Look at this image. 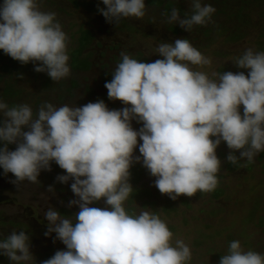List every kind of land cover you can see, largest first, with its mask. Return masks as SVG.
Here are the masks:
<instances>
[{"label": "clouds", "instance_id": "9594fccd", "mask_svg": "<svg viewBox=\"0 0 264 264\" xmlns=\"http://www.w3.org/2000/svg\"><path fill=\"white\" fill-rule=\"evenodd\" d=\"M101 2L106 7L98 11L110 23L146 14L145 0ZM190 6L191 15L181 17L174 8L167 22L191 32L216 11L202 0H190ZM67 39L56 14L41 11L39 0H0V50L12 59L31 62L36 72L59 81L70 74ZM157 51L162 59L154 62L121 53L105 83L108 98L126 105L119 110L99 100L82 106L45 103L34 114L28 104L9 107L0 101L3 174L11 173L12 183H35L55 162L66 173L57 180L73 181L70 188L78 197L69 202L79 207L75 223L53 208L46 211L45 235L55 233L66 250L42 264H188L190 247L181 239L173 242L159 215L126 211L132 165L142 162L156 178L155 187L176 200L216 189L222 142L230 149L226 159L232 164L252 162L264 152V52L247 49L236 59L234 64L247 69V75L227 71L210 78L192 70V65H210L211 60L188 39L161 43ZM133 120L142 123L139 130ZM137 147L140 155L134 156ZM100 200L109 207L90 206ZM0 256L10 264H32L30 235L13 231L0 239ZM219 264H264V255L232 241Z\"/></svg>", "mask_w": 264, "mask_h": 264}, {"label": "rangeland", "instance_id": "374dc122", "mask_svg": "<svg viewBox=\"0 0 264 264\" xmlns=\"http://www.w3.org/2000/svg\"><path fill=\"white\" fill-rule=\"evenodd\" d=\"M173 1H177L186 14L192 13L190 0ZM248 1L239 19L233 14L241 5L240 0H225V6L224 0H202V4H210L216 10L221 7L224 12L217 15L215 11L207 24L196 25L191 32L180 29L172 35L167 28V17L171 11L166 14L163 3L150 5L145 0V16L124 18V24L106 20L98 11V8L106 7L101 0H92V9L74 4V0H39L40 10L54 12L67 35L70 74L59 81H53L48 76L50 83L45 86L46 72H36L33 63L22 64L5 55L0 58V101L9 107L28 104L34 114L45 103L57 107L65 104L82 106L103 100L109 109H122L126 106L122 101L108 98V91L102 84L103 72L111 73L112 77L121 61V53L132 58L141 55L146 62L162 59L157 51L158 46L176 39H188L202 55L210 58V65H192V70L205 72L210 78H215L213 73L227 71H243L247 75V69H240L234 64L236 59L247 49L264 52V0ZM214 21L223 23L220 31L213 29L216 26ZM84 29L92 35L90 42L82 49V56L88 59L90 67L85 71H74L71 68L72 51L79 47ZM239 34L235 40L230 38ZM73 80L75 86H72ZM132 125L136 130L142 127V123L136 120L132 121ZM9 148L14 150L15 145ZM218 151L221 152L217 155L222 166L217 174L216 189L211 192L198 191L192 197L181 195L172 200L162 194L155 187L156 178L141 168L142 162L134 163L130 170V173L137 172L141 168L143 177L138 185L149 190L148 195L143 194L135 199L133 205L136 214L144 210L159 215L173 233V242L181 239L190 247L192 259L188 264H219L232 241H239L244 251L264 255V152L257 154L252 162L239 160L237 167L230 169L231 162L226 159L230 149L226 143L222 142ZM138 155L137 147L134 156ZM63 174L66 173L52 162L51 170L41 171L37 182L25 180L12 183L14 176L11 173L4 175L0 169V239L13 231L29 234L30 251L34 256L32 264H42L46 254L53 256L58 250H66V246L56 239L55 233L45 235L48 232L45 213L49 208L59 211L62 218L76 222L79 207L70 206L69 202L78 197L70 188L73 181L64 184L57 180ZM218 190L220 195L214 196ZM90 206L109 207L103 200ZM1 264L10 262L3 256Z\"/></svg>", "mask_w": 264, "mask_h": 264}, {"label": "trees", "instance_id": "16d2710c", "mask_svg": "<svg viewBox=\"0 0 264 264\" xmlns=\"http://www.w3.org/2000/svg\"><path fill=\"white\" fill-rule=\"evenodd\" d=\"M147 1H148V3L150 5H158V4H162L163 3L164 4V10H165L166 14H167V12L169 13L172 9H174V7H178L180 15H184V16L186 15V13L184 12V9L182 7L178 6L177 1H173V0H147ZM248 2H249L248 0H240V4L241 5L237 8L235 13L233 14V15H235V18H239V19L241 18L244 5L248 4ZM74 4H82L84 7L92 9V7L90 5H93L94 3L92 2V0H89V1H86V2L82 1V0H80V1H78V0L75 1L74 0ZM223 4H224V6L226 5L225 4V0H224ZM222 12H224V10H223V8L220 7V9H217L216 13H214V14L220 15ZM225 13L227 14L226 10H225ZM214 14H212V15L214 16ZM187 15H191V13H188ZM119 22H122L124 24L126 23L124 18H122ZM214 24L216 26L213 27V29L220 31V28L223 26V23L214 21ZM167 28L170 30L172 35L178 33L180 31V29H182V28L178 27L174 23H170V24L167 23ZM91 36L92 35H91L90 31H88L86 29L82 30V33H81V36H80V45H79V47L77 49L72 51V61H71L72 70H74V71H85V70L89 69L90 62L88 61V59L85 56H82V49L85 48L87 46V44L90 42ZM239 36H240V34L237 35V36H230V38L235 40ZM261 43L262 42H260V44ZM263 48H264V45H263ZM5 55L6 54H4L2 50H0V58L4 57ZM140 56L141 55H137L134 58L137 59L138 61L146 62V60H142ZM8 58H10V57H8ZM12 61H14V59H12ZM44 78H45L44 85L45 86L49 85L50 82H49L48 75L44 74ZM111 78H112L111 77V73H109L107 71L103 72L102 84H105L106 82H109ZM75 85H76V82L73 80L72 86H75ZM229 164H230L229 165L230 169L237 167L236 164H232V163H229ZM141 168H143L144 170L147 171V169L145 167H143L142 165H141ZM141 168L139 170H137V168H136L137 172L131 171V173H130V178L129 179H130L132 185L135 184V186H132L133 187V191L130 193V195L128 197V200H127V204L125 205L126 211L128 213H130V214H132V213L136 214L135 206L133 205L134 202L137 199H139L140 197H142L143 194L144 195H148L149 194V190L148 189L141 188L140 185H138V182H139V180H140V178L142 176ZM130 170H131V168H130ZM220 193L221 192L218 190L214 194V196H218V195H220ZM50 257H52V256L46 254L44 258L46 260V259H49ZM2 258H3V256H0V264H1Z\"/></svg>", "mask_w": 264, "mask_h": 264}, {"label": "flooded vegetation", "instance_id": "af4514ba", "mask_svg": "<svg viewBox=\"0 0 264 264\" xmlns=\"http://www.w3.org/2000/svg\"><path fill=\"white\" fill-rule=\"evenodd\" d=\"M217 153H221L220 151H218Z\"/></svg>", "mask_w": 264, "mask_h": 264}]
</instances>
